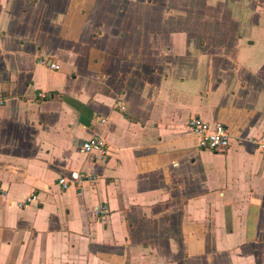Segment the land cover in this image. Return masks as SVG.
Here are the masks:
<instances>
[{
	"label": "crops",
	"instance_id": "1",
	"mask_svg": "<svg viewBox=\"0 0 264 264\" xmlns=\"http://www.w3.org/2000/svg\"><path fill=\"white\" fill-rule=\"evenodd\" d=\"M0 96V264H264V0H0Z\"/></svg>",
	"mask_w": 264,
	"mask_h": 264
},
{
	"label": "built area",
	"instance_id": "2",
	"mask_svg": "<svg viewBox=\"0 0 264 264\" xmlns=\"http://www.w3.org/2000/svg\"><path fill=\"white\" fill-rule=\"evenodd\" d=\"M46 64L45 61H40ZM51 68L57 69L58 66L51 64ZM5 104L4 98L0 96V107ZM103 122V120H102ZM187 128L198 138V146L201 149L223 151L229 146V135L225 127L220 123H208L199 117H192L187 122ZM260 148L264 151V137L258 141ZM82 152L90 155L94 160H104L108 156V147L105 140L99 135H93L82 143ZM93 181L90 175L81 176L78 172H71L68 176L61 175L58 178V185L62 189H67L70 183L79 184L82 180Z\"/></svg>",
	"mask_w": 264,
	"mask_h": 264
}]
</instances>
